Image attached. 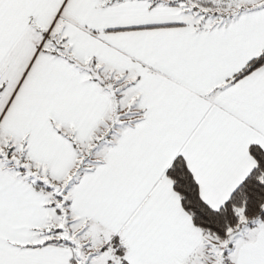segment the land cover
Segmentation results:
<instances>
[{
  "label": "snow or ice",
  "instance_id": "obj_1",
  "mask_svg": "<svg viewBox=\"0 0 264 264\" xmlns=\"http://www.w3.org/2000/svg\"><path fill=\"white\" fill-rule=\"evenodd\" d=\"M0 264H264V0H0Z\"/></svg>",
  "mask_w": 264,
  "mask_h": 264
}]
</instances>
